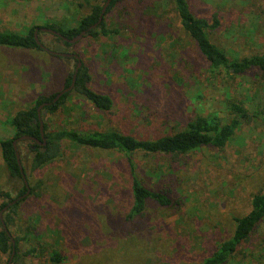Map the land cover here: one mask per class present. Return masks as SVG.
I'll return each instance as SVG.
<instances>
[{
	"label": "rangeland",
	"instance_id": "1",
	"mask_svg": "<svg viewBox=\"0 0 264 264\" xmlns=\"http://www.w3.org/2000/svg\"><path fill=\"white\" fill-rule=\"evenodd\" d=\"M190 3L198 16L218 14L221 25L210 37L231 58L264 53V0ZM90 11L84 0H0V31L25 34L51 23L67 30ZM104 22L115 33L86 34L71 48L56 47L50 32L43 36L51 50L78 53L90 68L91 87L113 99L110 110H100L74 93L56 115H47L52 128L155 139L186 129L198 115L226 124L235 117L231 101L243 103L252 118L242 119L223 147L125 154L65 143L59 159L36 171L26 143H18L31 190L9 227L21 239V256L12 264H202L264 190V72L231 76L211 68L173 0H122ZM76 62L47 50L0 46V141L14 135L7 120L37 95L62 90ZM132 172L173 203L151 200L128 218ZM0 186L13 197L24 186L6 169L1 145ZM54 252L61 261L52 260ZM8 257L0 253V264ZM225 264H264V220Z\"/></svg>",
	"mask_w": 264,
	"mask_h": 264
},
{
	"label": "trees",
	"instance_id": "2",
	"mask_svg": "<svg viewBox=\"0 0 264 264\" xmlns=\"http://www.w3.org/2000/svg\"><path fill=\"white\" fill-rule=\"evenodd\" d=\"M93 1L98 0H84L86 4L91 6V11L81 19L78 26L67 30L55 23L43 26L56 29L70 39L77 36L83 30H88L87 35L94 37L99 35L110 36L115 33V30L107 28L104 19L96 28L90 29L93 24L98 22L102 8L106 2V0H104L103 4H92ZM121 1L122 0H112L105 15ZM173 4L182 27L195 41L199 53L210 63L211 68L215 70H227L231 76L242 75L253 69L264 72V53L245 56L241 59L231 58L223 47L211 39L210 32L216 31L221 25L217 13L210 18L198 16L193 11L190 0H173ZM36 27L38 26L31 27L25 34L15 31H0V46L36 50H45L44 47L49 48L43 38L48 32L42 30L38 31L39 43L35 35ZM52 36L54 45L60 49L71 48L78 43L66 41L56 34H52ZM73 58L77 61L75 65L76 68L78 60L75 57ZM74 73L75 69L67 76L63 89L71 84ZM90 83V68L83 63L77 73L76 84L72 91L64 93L56 102H54V98L63 89L51 95L39 94L33 100L31 106L18 110L7 120V123L14 129V135L11 138L1 140L0 145L3 162L10 176L24 181L14 146V140L23 135L32 136L39 140L26 139L19 142V144L26 143L29 148L32 156L31 167L36 171L59 159L64 154L65 143L104 150L115 149L125 154L136 151L176 154L189 152L204 146L223 147L235 134L242 119L244 121H250L252 118L249 110L243 103L231 101L230 109L235 117L230 122L221 124L220 121L211 119L208 116L198 115L195 120L188 123L186 129L173 134L162 135L155 139L138 138L117 130L82 131L73 128H52L51 121L48 119L47 115L52 117L56 115L74 93L88 99L100 110H110L112 108V97L94 90ZM153 97H151L150 102L155 99ZM44 103L47 104L41 109L45 133V137L43 138L41 133V118L38 109ZM27 190L28 188L24 181V186L19 192V195L13 197L10 191L0 186V198L4 199L0 211L8 206L3 217L0 216V253L4 255L9 254L5 264H8L11 259L14 245L11 235L4 228L3 220L7 224L8 229L13 225L15 215L23 200L18 198L25 194ZM131 191L132 206L128 215L130 219L141 215L145 211L148 202L151 200L161 206H170L173 203L172 197L167 192L146 187L134 172H132ZM14 199H18L17 202L9 205ZM263 220L264 190L253 195L250 210L245 215L234 217L235 227L232 235L223 240L213 254L206 258L202 264H225L236 251L239 244L248 240L251 233ZM20 240L19 237L15 238L16 253L12 263L17 262L21 256L19 249ZM33 251L34 249H29L24 252V255H30ZM52 260L54 262H59L62 260V256L58 252H54Z\"/></svg>",
	"mask_w": 264,
	"mask_h": 264
},
{
	"label": "water",
	"instance_id": "3",
	"mask_svg": "<svg viewBox=\"0 0 264 264\" xmlns=\"http://www.w3.org/2000/svg\"><path fill=\"white\" fill-rule=\"evenodd\" d=\"M111 1L112 0H106L103 8H102V12H101V15L99 17V20L97 23L93 24L90 29H93V28H96L98 26L99 23H101L104 19V15L109 7V5L111 4ZM39 30H42V31H46V32H50L52 34H56V35H59L61 36L64 40L66 41H69L71 43H77L79 42L87 33H88V30H83L81 33H79L77 36H75L74 38H68L66 36H64L62 33H60L59 31H57L56 29H53V28H50V27H46V26H38L36 27V30H35V35H36V38H37V41L40 43V40H39V37H38V31ZM44 47V46H43ZM45 50L49 51L50 53L54 54V55H57V56H63V57H75L77 60H78V63H77V66L75 68V73L73 75V78H72V82L69 86L65 87L62 91H60L56 97L54 98V102L58 101L60 99V97L66 93V92H69V91H72L75 87V84H76V79H77V73L80 69V67L83 65V61L81 60L80 58V55L78 53H75V52H67V51H56V50H51L47 47H44ZM47 103H44L42 104L39 109H38V112H39V116L41 118V133H42V137L44 138V121L42 120V114H41V109L46 105ZM26 139H34V140H37L39 141L37 138L35 137H32V136H28V135H23L17 139L14 140V146H15V149H16V153H17V158H18V161H19V164H20V169H21V172H22V175L24 177V181H25V185L26 187L28 188L27 192L25 194H23L22 196H20L18 199H22L24 198L26 195H28L30 193V187H29V183H28V180L26 178V174H25V170H24V167L22 165V162H21V157H20V151L18 149V143L22 140H26ZM18 199H14L9 205H12L14 203L17 202ZM8 209V206L4 207L1 211H0V216L3 217V214L4 212ZM3 225H4V228L8 231V233L11 235L8 227H7V224L5 223V221L3 220ZM12 237V235H11ZM12 241H13V245H14V249H13V252H12V255H11V259L9 261L8 264H12V261H13V257L16 253V249H15V239L12 237Z\"/></svg>",
	"mask_w": 264,
	"mask_h": 264
}]
</instances>
